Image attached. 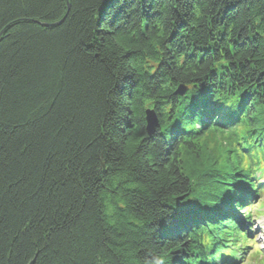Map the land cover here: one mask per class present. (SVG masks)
<instances>
[{"label":"trees","instance_id":"trees-1","mask_svg":"<svg viewBox=\"0 0 264 264\" xmlns=\"http://www.w3.org/2000/svg\"><path fill=\"white\" fill-rule=\"evenodd\" d=\"M245 119L264 156V0H0V264H228L249 173L177 149Z\"/></svg>","mask_w":264,"mask_h":264},{"label":"clouds","instance_id":"clouds-1","mask_svg":"<svg viewBox=\"0 0 264 264\" xmlns=\"http://www.w3.org/2000/svg\"><path fill=\"white\" fill-rule=\"evenodd\" d=\"M164 33L161 32L160 36L163 37ZM159 47V44H157ZM155 62V61H153ZM219 63H227V61H218ZM239 99V96H233L232 101ZM152 101L147 100L145 107H151ZM170 121L165 119L164 127L167 128ZM253 126L245 119L243 123L238 124L231 129H225L221 127L208 128L202 135L188 136L185 140L181 141L178 146V163L181 170L185 175H193L194 170L197 174L201 171L216 169L219 171H233L243 170L245 172L255 170L264 172V157L257 153L254 158H250L249 155L241 151L237 146V141L247 135ZM232 155L229 157V152ZM217 190L222 191L223 188L217 185ZM194 195L199 193H193ZM259 207L264 208V199L260 200ZM249 211V209H245ZM264 215V213H262ZM235 234H230L229 243L233 242ZM239 242L235 244L236 248H239L241 244L255 245V251L247 259L245 264H264V251H261L264 247V232L259 234L261 243H256L255 240H247L244 238V233L238 234ZM202 243L207 248L212 247L213 235L209 231L205 230L201 237ZM163 259V258H161Z\"/></svg>","mask_w":264,"mask_h":264},{"label":"rangeland","instance_id":"rangeland-1","mask_svg":"<svg viewBox=\"0 0 264 264\" xmlns=\"http://www.w3.org/2000/svg\"><path fill=\"white\" fill-rule=\"evenodd\" d=\"M259 200H257L258 204H256V207H254L253 209V213L256 214L255 219L251 222L250 224V229H251V238H255L257 240L256 243H261V240L259 239V234L261 232H264V215L262 214H257V211L259 213L263 212L264 213V208L259 207V203L261 199H264V194L262 193L261 195H259ZM252 252L255 251V249L251 250ZM261 251H264V247H262Z\"/></svg>","mask_w":264,"mask_h":264},{"label":"water","instance_id":"water-1","mask_svg":"<svg viewBox=\"0 0 264 264\" xmlns=\"http://www.w3.org/2000/svg\"><path fill=\"white\" fill-rule=\"evenodd\" d=\"M186 89L184 86H180L176 91V94L183 95ZM146 122H147V131L150 134L155 133L156 128L158 127V118L154 110H147L146 112Z\"/></svg>","mask_w":264,"mask_h":264}]
</instances>
